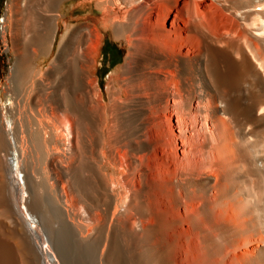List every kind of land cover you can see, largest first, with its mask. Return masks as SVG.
Masks as SVG:
<instances>
[{
    "label": "bare ground",
    "instance_id": "obj_1",
    "mask_svg": "<svg viewBox=\"0 0 264 264\" xmlns=\"http://www.w3.org/2000/svg\"><path fill=\"white\" fill-rule=\"evenodd\" d=\"M7 9L0 264H264V0Z\"/></svg>",
    "mask_w": 264,
    "mask_h": 264
},
{
    "label": "rangeland",
    "instance_id": "obj_2",
    "mask_svg": "<svg viewBox=\"0 0 264 264\" xmlns=\"http://www.w3.org/2000/svg\"><path fill=\"white\" fill-rule=\"evenodd\" d=\"M9 4H10V0H0V21L6 15ZM60 35H61V31H59L58 33L57 41ZM107 40H108L109 45L104 50V57L102 60V67L100 71L101 72V82L103 84V88H105L104 84L108 80V76L113 72L115 68H117V66L121 63V60L123 58V54L121 50L117 46L113 45V43L109 39ZM8 49L9 48H7V46L3 42L2 36L0 34V94L2 98V103H1L2 105H8L9 103L10 97L8 98L9 95L5 93V89L8 88L7 79L10 76L9 69L11 68L12 64H14V57L12 55L11 50L10 49L8 50ZM45 67L46 66H44L43 69H45ZM46 131H47L46 129L43 130V132L45 133V136L47 135ZM261 253L263 257H261L259 260L263 262L264 261L263 248L261 250Z\"/></svg>",
    "mask_w": 264,
    "mask_h": 264
}]
</instances>
